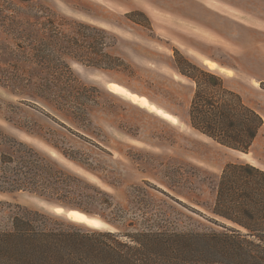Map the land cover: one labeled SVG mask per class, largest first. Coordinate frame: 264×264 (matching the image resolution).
Here are the masks:
<instances>
[{
	"label": "rangeland",
	"instance_id": "rangeland-1",
	"mask_svg": "<svg viewBox=\"0 0 264 264\" xmlns=\"http://www.w3.org/2000/svg\"><path fill=\"white\" fill-rule=\"evenodd\" d=\"M54 26L65 40L74 38L85 48L93 39L116 38L104 51L123 61L119 68L100 69L66 57L88 88L84 104L91 132L77 128L26 88L25 77L39 83L36 78L51 79L60 66L54 59L44 66L29 62L17 44L52 43ZM83 26L104 30L108 36ZM178 57L223 78L264 121V0H0V153L11 154L12 140L24 143L98 186L124 208L131 187L140 186L181 212V227L219 229L203 217H213L208 207L214 203L218 177L230 162L244 161L264 170V128L248 155L193 130L187 117L195 85L177 72ZM59 84L48 81L54 90ZM166 182L176 188H168ZM0 201L85 229L123 231L27 191L0 193ZM10 211L0 206L1 225Z\"/></svg>",
	"mask_w": 264,
	"mask_h": 264
},
{
	"label": "trees",
	"instance_id": "trees-1",
	"mask_svg": "<svg viewBox=\"0 0 264 264\" xmlns=\"http://www.w3.org/2000/svg\"><path fill=\"white\" fill-rule=\"evenodd\" d=\"M49 23L54 25L52 20ZM83 28L107 35L94 27ZM52 34L53 47L51 42L42 40L17 44L29 62L44 66L54 59L60 66V72L51 74V79L36 78L39 83L25 77L26 88L34 90L32 95L77 128L91 132L84 104L88 98L84 92L88 88L74 75L66 57L100 69L119 68L123 61L104 51L105 47L113 46L116 38L107 35L108 42L93 39L85 48L74 38L65 40L57 26ZM64 42L72 44V48H67ZM178 59L175 60L177 72L195 85L188 108L189 126L224 148L248 155L264 128L261 115L227 87L223 78L188 59ZM57 80L58 88L51 89L48 81ZM58 123L75 136L86 139ZM8 145L11 154L0 153V193H34L62 207L97 216L123 231L85 229L0 201V206L11 210L4 226L0 224V264H264V170L258 166L238 161L223 167L214 203L208 207L213 217L203 216L219 229L191 225L185 228L180 226L183 214L167 200L151 195L146 188L132 186L131 198L124 208L98 186L58 167L24 143L12 140ZM145 185L194 211L167 192ZM166 185L176 188L170 182Z\"/></svg>",
	"mask_w": 264,
	"mask_h": 264
},
{
	"label": "crops",
	"instance_id": "crops-1",
	"mask_svg": "<svg viewBox=\"0 0 264 264\" xmlns=\"http://www.w3.org/2000/svg\"><path fill=\"white\" fill-rule=\"evenodd\" d=\"M215 64H216V63H215ZM216 66L219 67V68H224L225 71L227 70L225 67H222V66H220V65H218V64H216ZM227 71H229V70H227ZM226 74H228V73H226Z\"/></svg>",
	"mask_w": 264,
	"mask_h": 264
},
{
	"label": "bare ground",
	"instance_id": "bare-ground-1",
	"mask_svg": "<svg viewBox=\"0 0 264 264\" xmlns=\"http://www.w3.org/2000/svg\"><path fill=\"white\" fill-rule=\"evenodd\" d=\"M115 91H119V89L118 88H115Z\"/></svg>",
	"mask_w": 264,
	"mask_h": 264
},
{
	"label": "snow or ice",
	"instance_id": "snow-or-ice-1",
	"mask_svg": "<svg viewBox=\"0 0 264 264\" xmlns=\"http://www.w3.org/2000/svg\"><path fill=\"white\" fill-rule=\"evenodd\" d=\"M72 215H75V214H72ZM96 226L99 227L100 225L97 224Z\"/></svg>",
	"mask_w": 264,
	"mask_h": 264
}]
</instances>
